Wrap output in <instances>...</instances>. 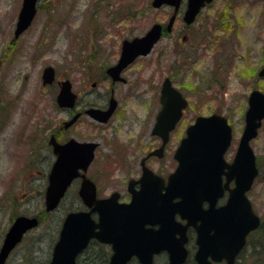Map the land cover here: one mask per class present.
I'll list each match as a JSON object with an SVG mask.
<instances>
[{
  "label": "rangeland",
  "instance_id": "374dc122",
  "mask_svg": "<svg viewBox=\"0 0 264 264\" xmlns=\"http://www.w3.org/2000/svg\"><path fill=\"white\" fill-rule=\"evenodd\" d=\"M21 1L0 0V246L15 217L38 216V228L25 235L5 264H47L62 219L67 212L81 210L82 205L70 194L55 211L45 212L46 165L34 162L35 158L31 165L21 166L29 150H40L29 147L26 137L38 125L66 119L55 101L58 86L56 82L43 86L42 70L53 67L55 79H68L74 93L83 92L85 84L96 83L101 86L96 93L104 94L102 85L109 80L104 79L101 66L114 62L124 39L144 35L154 23L166 24L172 8L153 9L152 0H38L31 26L14 39ZM185 1L172 31L126 73L140 100H129L125 114L114 121L127 122L130 132L122 131L130 140L145 137L144 143H148L146 136L156 108L153 103L162 80L171 77L188 101L183 125L192 124L197 116L219 113L227 118L237 144L250 93L242 75L247 66L251 71L257 67L258 54L252 51V42L259 37L264 40V0H232V6H226L229 0H214L187 27L182 21ZM178 48L186 54L173 52ZM153 64H157L155 73ZM82 120L89 127L76 129L84 133L81 137L113 136L92 128L86 117ZM47 134L42 130L35 135L45 141ZM100 142L95 174L105 192L117 185L122 175L114 165L106 168L108 162L103 158L112 151L104 140ZM254 145L258 146L255 155L261 159L262 172L247 197L264 223V120ZM133 154L126 156L127 164ZM238 264H264V226L250 237Z\"/></svg>",
  "mask_w": 264,
  "mask_h": 264
},
{
  "label": "water",
  "instance_id": "95a60500",
  "mask_svg": "<svg viewBox=\"0 0 264 264\" xmlns=\"http://www.w3.org/2000/svg\"><path fill=\"white\" fill-rule=\"evenodd\" d=\"M37 1L22 0L13 32L14 39H17L30 26L37 12ZM211 1L187 0L183 21L186 24L192 23L199 11ZM180 3L181 0H152L151 5L155 9L162 5L174 7V13L165 28L168 32L171 30ZM161 34L162 26L154 24L143 36L135 37L130 41L124 40L117 64L107 71L113 81L121 80V70L135 58L148 55ZM53 80L54 69L46 67L42 74L43 84H50ZM75 98L70 81L61 82L56 98L57 105L61 108L72 107ZM114 103L111 100L107 110L90 108L86 113L90 117L104 122L111 115ZM161 103L163 106L157 116L154 132L165 140L169 131L174 128L181 117L182 109L186 107L187 103L181 94L172 88L169 79H165L163 82ZM248 104L249 109L245 114V127L234 162L230 166H226L223 162V154L232 137L231 127L226 118L217 113L208 117H198L195 123L187 128L186 136L175 152L178 166L168 176V184L164 188V194L158 193L162 189V186L159 185L162 180L157 176L149 178V180L154 181L152 191L139 193V196L153 200L158 199L162 202H152L147 205L139 202L118 204L115 198L97 200L94 185L83 178L79 194L89 211L67 214L49 264H75V256L85 247L88 240L92 236L100 238L99 223L114 219V213H118L117 219H120V215H122L123 221L133 220L132 214L141 211L153 215L155 224L160 226L158 234L164 232L160 225L161 220L170 221V225L176 224L174 222L176 213L183 217H190L194 219L193 221L204 222L202 224L205 228L208 230L213 228L215 231L212 235L211 248L214 251L221 250L227 264H233L235 256L245 244L247 234L260 226V220L252 211L246 192L250 189L257 174L255 158L249 141L257 135V129L264 117V94L253 91L249 96ZM79 115L76 114L68 124L73 123ZM94 147L95 144L93 143L78 142H71L60 147V157L48 175L44 203L46 212L52 211L58 206L70 182L77 176V170H86L93 158ZM224 167L227 168L228 172L223 171ZM222 173L227 180H234L235 186L226 203L215 208L216 200L222 195L220 183ZM149 174L152 175L151 172ZM148 184L152 183L142 181L144 188ZM174 199L178 200L174 201ZM204 200L209 202V209L207 210L201 209V203ZM92 212L100 213L98 224L91 220L90 214ZM104 212L108 214L101 216V213ZM37 225V217L17 216L14 219L0 248V264H4L8 254L21 241L22 236ZM96 229L98 231H95ZM168 250L171 264H178L184 260V249L181 251L179 259H177V251L174 248L169 247ZM198 254L196 255L198 264H210L205 257L200 258Z\"/></svg>",
  "mask_w": 264,
  "mask_h": 264
},
{
  "label": "flooded vegetation",
  "instance_id": "af4514ba",
  "mask_svg": "<svg viewBox=\"0 0 264 264\" xmlns=\"http://www.w3.org/2000/svg\"><path fill=\"white\" fill-rule=\"evenodd\" d=\"M232 3V0H229L228 2H226V6H232ZM120 51L117 53L114 62L106 66H101L102 70H100L103 73L104 79L109 80L107 84L102 85L104 94L96 93V89L101 87L96 83L83 85V92L75 93L76 98L72 107L59 108L66 115V119L60 121L55 120L53 123H46L43 126L38 125L35 131H33L34 133L31 132V134L26 137V141L29 147H39L40 150H29L26 158H23L21 160V166L27 167L31 165L36 158L34 162L45 164L48 173L53 168L54 164L58 160V157L60 156V146L68 145L71 142L95 144V147L93 149V158L90 164L87 166L85 172L81 170L78 171V176L70 184L63 197V200L67 199L70 194H72V197L77 202L82 204L83 201L79 196V191L83 180L81 175H84L85 178H87L94 184L97 199L105 200L108 198H115L116 202L119 204L139 202L146 203L148 205L152 202H162L158 199L153 200L139 196V193L142 191H152L154 187V181L149 180L151 176H148V172H152L155 176L161 178L162 181L159 185L162 186V189L158 193L164 194V187L167 186V177L171 172L175 170L177 166V161L174 157L175 152L179 147L182 139L185 137L187 128L185 127V125H183L182 118L177 122L173 130L169 132L165 140L163 139V137L154 132V128L157 123V115L159 110L162 108V105L160 103L164 80L169 79L171 81V85L175 88L171 77H165L162 80L159 86V93L153 103L154 106L156 105V108L151 125L149 127L148 135L146 136L148 143H144L145 137H142L141 139L135 141H133L132 139L130 140L129 136L126 137V135L129 134L122 131V128H126V131L130 132V128H128L126 125L127 122L125 120H122L120 122L114 121L115 118L118 116L120 117L122 113L125 114V106H128L130 104L129 100H140V95L137 94L136 91V85H131L128 83L126 73H128V71H130L141 58L146 57L140 56L135 58V60L131 64L121 70V80L113 81L107 71L109 68L117 64V61L120 57ZM252 51L258 54L257 67H255L251 71L249 66H247L242 75V82L250 88V92L256 90L264 93V40L261 37L253 39ZM173 52H183L184 54H186V52L182 51L181 48H178L177 50L174 49ZM97 55L98 54H96L95 57L93 56V61H95ZM244 60H246V58H244ZM184 62V60L181 61V64H184ZM153 65L155 66L153 69L155 73L157 64ZM56 85L59 88V84L57 83ZM249 94L246 100L247 107ZM83 98H95L100 102L98 103L95 99H93L92 101H88V99L84 100ZM111 100L115 102L114 109L106 121H98L90 117L86 113L89 108L107 110L109 108ZM78 107H81V109H78ZM76 114L80 115L73 123L68 124V122ZM83 117H86L90 122L93 123L90 126L95 130H105L107 132H112L111 135L113 136L103 137V139L101 137H98L91 140L87 137L86 139L81 137L84 133L77 132L76 129H84L89 127L88 124L83 122ZM261 125L259 129L261 128ZM42 130H46L48 132L45 141L41 140V138L38 139L35 135L37 133L40 135V132ZM257 137L258 133L257 136L250 141V146L253 150L254 155L255 151L258 149V146L254 145ZM108 138L109 141L107 140ZM100 140H104L109 146L108 149L112 151H109L111 155L103 158L108 162V164H106V168H109L110 166L112 169V166L114 165L113 168H117L122 175L120 177L121 179L116 181L118 182V184L113 185L105 192L101 190L100 186L98 185V176L97 174H95V167L99 162L97 156L99 152L101 153L102 149ZM238 142L236 144V140L233 137L231 145L224 154V160L227 166L232 165L234 162V155L237 149ZM114 143H116V145ZM129 145L133 146L134 148H130ZM132 153H136L132 155L134 159L127 164L126 156L131 155ZM258 156L259 155H255L257 176L253 181V185H255L256 180L260 177V173L262 172V163L260 157ZM115 158H117L118 161H116ZM111 162L112 165H110ZM129 164L131 166H129ZM224 171H227V168H224ZM143 180L152 184H148L146 188H144L142 185ZM221 183L222 185L227 183V187L223 188L222 196L216 201L215 207L217 208L222 206L226 202L231 190L234 187V181L226 180L224 174L221 175ZM208 205L209 203L206 201L202 202L201 204L203 209H207ZM81 210L87 209L82 206ZM106 214L108 213H101V216H105ZM117 214L118 213H114V219L105 220L101 223H99L100 213L94 212L90 214L91 220L95 224H100L101 236L100 238L92 236L88 240L85 247L81 249L75 256L76 264H171L170 254L168 250L169 247H172L177 251V259H179V257L181 256V251H183V249L185 250L184 260L182 262H179L178 264H198L196 254L199 250L200 252L198 255L200 256V258L205 257L210 264H227L226 259L223 257V253L209 254L211 252L208 251H210V248L212 247L211 242L213 240L211 235L215 231L213 228L209 230L205 229L202 224L204 222H201L200 220L193 221L194 219L190 217H182L178 213H176L174 215V221L176 222V224L170 225V221L167 222L165 219L161 220L160 225L162 227V231L164 232H160L158 234L160 226L159 224H155V220L152 214L144 211L134 212L132 214L133 220L124 221L121 219L122 215H120V219H117ZM109 216L112 217V215ZM196 227L202 231H198ZM261 229L255 230L247 236L246 245L250 237L260 232ZM95 231H98V229H96ZM5 234L3 236L2 243ZM58 237L59 229L56 232L50 251V259L47 264H49L51 258L53 257L54 248L58 242ZM23 239L24 237L22 238V241ZM19 245L20 243L13 248L9 256ZM245 250L246 246L236 256L234 264H238V262L245 254ZM213 257L218 260H213Z\"/></svg>",
  "mask_w": 264,
  "mask_h": 264
}]
</instances>
